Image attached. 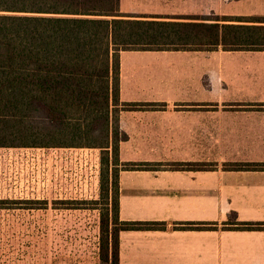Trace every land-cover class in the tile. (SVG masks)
Segmentation results:
<instances>
[{
    "label": "crops",
    "instance_id": "obj_1",
    "mask_svg": "<svg viewBox=\"0 0 264 264\" xmlns=\"http://www.w3.org/2000/svg\"><path fill=\"white\" fill-rule=\"evenodd\" d=\"M120 10L264 17V0H120ZM120 107V220L164 227L121 230L119 264H264V50H122ZM233 215L260 228L229 226Z\"/></svg>",
    "mask_w": 264,
    "mask_h": 264
},
{
    "label": "trees",
    "instance_id": "obj_2",
    "mask_svg": "<svg viewBox=\"0 0 264 264\" xmlns=\"http://www.w3.org/2000/svg\"><path fill=\"white\" fill-rule=\"evenodd\" d=\"M152 17L130 18L121 12L120 0H0V148H101L107 164L111 148L116 197L113 231L107 227L102 259L112 257L116 264L121 230L164 227L119 217V143L126 137L119 125L120 52L219 45L264 50V24H254L264 22L262 16ZM233 216L229 226L260 228ZM200 225L187 222L182 227L217 228V223Z\"/></svg>",
    "mask_w": 264,
    "mask_h": 264
},
{
    "label": "rangeland",
    "instance_id": "obj_3",
    "mask_svg": "<svg viewBox=\"0 0 264 264\" xmlns=\"http://www.w3.org/2000/svg\"><path fill=\"white\" fill-rule=\"evenodd\" d=\"M102 156L101 148H0V264H116L102 259L116 197L115 167Z\"/></svg>",
    "mask_w": 264,
    "mask_h": 264
}]
</instances>
